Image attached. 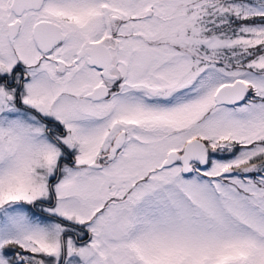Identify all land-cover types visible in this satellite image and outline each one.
<instances>
[{"label": "snow or ice", "instance_id": "obj_1", "mask_svg": "<svg viewBox=\"0 0 264 264\" xmlns=\"http://www.w3.org/2000/svg\"><path fill=\"white\" fill-rule=\"evenodd\" d=\"M0 264H264V0H0Z\"/></svg>", "mask_w": 264, "mask_h": 264}]
</instances>
